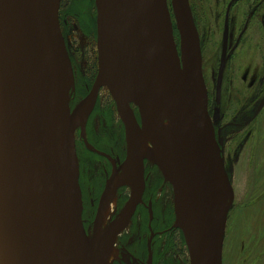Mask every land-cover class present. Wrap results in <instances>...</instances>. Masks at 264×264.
<instances>
[{"label":"water","instance_id":"95a60500","mask_svg":"<svg viewBox=\"0 0 264 264\" xmlns=\"http://www.w3.org/2000/svg\"><path fill=\"white\" fill-rule=\"evenodd\" d=\"M95 7L98 74L72 109L75 75L60 24L61 0H0V264H106L142 202L146 161L173 188L174 227L184 235L191 264H223L235 192L223 140L209 115L201 40L190 2L95 0ZM154 17L160 41L149 30ZM151 59L168 92L154 87ZM164 63L172 67L170 73ZM224 66L222 61L218 100ZM103 88L125 126L127 157L107 185L90 234L83 220L75 134L86 126ZM150 92L167 114L161 129L148 108ZM145 133L168 149L166 164L149 151ZM120 175L119 186L131 187L130 200L103 230L105 210L117 190L112 181ZM216 179L229 196L220 217L207 204Z\"/></svg>","mask_w":264,"mask_h":264},{"label":"rangeland","instance_id":"374dc122","mask_svg":"<svg viewBox=\"0 0 264 264\" xmlns=\"http://www.w3.org/2000/svg\"><path fill=\"white\" fill-rule=\"evenodd\" d=\"M199 0L195 8L198 31L204 56L205 76L209 87L211 106H215V89L222 50L226 37L231 39L227 57V67L223 82L224 99L218 107L222 111L218 127L228 123L247 122L254 114L261 111L260 105L264 100V32L261 22L264 20V6L254 12L257 4H243L247 13H244V22L252 20L251 26L223 23V9L209 11L208 2ZM91 0H61V14L64 23V36L67 45L74 54L76 64L75 89L72 96V105H78L89 93L97 76V11ZM244 9V10H245ZM253 11H252V10ZM246 11V10H245ZM236 16V13L233 14ZM250 25V24H249ZM247 28V29H246ZM177 37V32H175ZM178 43V38H177ZM242 55V56H241ZM234 91V107L225 109L226 100L230 92ZM208 97V99H209ZM238 99V100H237ZM244 103L241 109L237 107ZM254 103L248 106V103ZM212 108V109H213ZM233 108H235L233 110ZM115 102L107 89L100 94L96 111L93 115L94 126L113 135H117L118 114ZM238 110H245L244 119L237 116ZM239 111V112H240ZM97 119H105L104 127ZM107 124V125H105ZM244 130V129H241ZM224 154L226 168L230 175L235 192V200L230 209L223 248V264H264V109L246 132L235 127L223 131ZM91 177L96 182L102 179L100 164L92 162ZM159 186H154L155 197L161 195L160 211L166 209L169 226L174 225L173 193L170 187L160 190L163 179L157 174ZM117 205V200H116ZM90 208V206L88 205ZM172 215V216H171ZM147 219V216L142 215ZM94 216L88 220L90 232L93 229ZM160 240L159 246L166 257H162L159 264H189L188 251L182 239V234L175 231L170 237Z\"/></svg>","mask_w":264,"mask_h":264},{"label":"flooded vegetation","instance_id":"af4514ba","mask_svg":"<svg viewBox=\"0 0 264 264\" xmlns=\"http://www.w3.org/2000/svg\"><path fill=\"white\" fill-rule=\"evenodd\" d=\"M91 1H93L94 6H95V0H91ZM198 1L199 0H189L197 28H198V25H197L198 20H197V17L195 16V8L197 6ZM245 2L247 5L248 3L249 4L257 3L255 5L254 12H257L258 9L264 6V0H211L210 2H208L209 3L208 9L209 11H216V12L223 9V18H222L223 23L227 27L229 25L235 26V23H236L237 24L236 27L242 28V26L245 24L246 26L252 25L251 24L252 20L249 21L247 19V21L244 22V13L248 12L247 8L245 9V5H243ZM234 13H236L235 17L233 16ZM64 23L65 22L62 19V14L60 10V24H61L63 36L65 35L64 34ZM261 25H262V29L264 32V20H262ZM66 44H67V41H66ZM230 45H231V39L229 37H226L224 41L223 50H222V59L220 61V64L222 61L225 62V66L223 69V75L221 79V95H220V99L218 100L217 99L218 75H217L214 108L211 106L212 101L210 100L209 93H208L209 115L211 117V120L215 127L217 135H219L220 138L223 140V144H224V139L222 137L223 131H225L229 127H235L245 133L246 129H248L249 127H251V125H253L256 118L259 116L261 111L264 109V106H263L262 110L260 109L261 111L256 112L254 116L250 118L247 122L240 123L241 121L238 122L237 120L235 121V123H228L222 127H218V122L221 120L219 118V112H220V115L222 114V111H219L218 107L221 105V103H223V99H224L223 82H224V77H225V70L227 67V57H228ZM67 48L69 51V55L71 58V62H72L73 69H74V75L76 79L75 57L72 51L70 50V48L68 47V45H67ZM98 60L99 59L97 58V63H98ZM220 64H219V68H220ZM219 68H218V74H219ZM204 71H205V67H204V56H203V74H204L207 90L209 91V87H208V83H207ZM92 86L90 89H88L89 92L92 89ZM103 89H107V88H103ZM101 91H100V94H101ZM233 93L234 91L231 90L229 94L230 97H228V100H226L225 102V104L227 105L225 106V109L231 108L230 106L234 107L235 102L233 101L232 98H234L235 96ZM98 102H99V99H98ZM98 102H97V105H98ZM244 102L245 101L241 102V104L239 102L237 104V107L240 109L244 107V104H245ZM263 104H264V100L261 103L260 108ZM97 105L92 115L90 116L86 126L84 128H79L75 134L76 149H77V155L79 159V168H80L79 183L81 187L82 200H83V205H84V211H83L84 224H87L88 220H90L93 216L95 219V216H96L99 204H100V200L107 188L108 183L111 182L114 176L115 170L120 169V167L123 165L127 157L126 132H125V126L122 120L120 119L118 115L117 122L119 126L118 127L119 131L117 135L115 134L113 135V133L111 134L110 131L108 130H106L107 131V134H106L103 131V129H98L97 127L94 126V123L92 122L94 120L93 115L96 111ZM253 105H254L253 102L248 103V106L246 105V107H250ZM74 107L75 106H73L71 102V108L74 109ZM132 108H133V111L137 118L138 123L141 125V119H140L138 109L134 106ZM234 109L235 108H233V110ZM239 111L240 110H238L237 112V116L239 117L243 115L242 118L244 119L245 114L247 113L246 111L248 110H245L244 112L243 110H241L240 112ZM116 113L118 114L117 110H116ZM97 121H99L100 125L104 127V123L102 122H105V119H97ZM241 129H244V130H241ZM223 154H224V149H223ZM224 157H225V154H224ZM94 161H98V164H100L99 168H100V174L102 176V179L97 182L93 177H91L90 169L91 167H93L92 162ZM225 165H226V160H225ZM159 173L163 179V182H161L162 185H161L160 190L163 191V188L170 187L173 193V200H174V192H173L172 186L169 183L165 182L163 175L161 174L160 170L156 166L146 161L145 162V173H144L145 190L143 193L142 202L137 206V209L135 213L133 214L128 227L120 234V236L117 239L115 247L118 250V257L113 262V264H159V261L162 259V257L165 258L167 254V248L165 251L160 248L161 247L159 246L160 240L163 239L164 237H167L168 235L171 236L173 233H175V231H179L180 234H182V239L186 245V241H185L182 231L174 227L175 215H174V225L172 224L171 226H169L170 224L168 221L169 219L168 215L170 217V214H172V208L169 211L170 214H168L167 212V207L165 210L162 209L160 211L159 209V206L161 205V203L159 202L161 201L162 197L160 194L158 195V197H155L156 193L153 191L154 186L156 187L159 186L158 181H156L157 174ZM111 186L117 187L116 194H115L117 205L113 213V217L111 219V221L113 222L114 220L119 218V216L124 211L127 203L129 202L130 195H131V187L129 185L119 186V184L117 183V180H113ZM88 205L90 206V208L88 207ZM173 212L175 214L174 201H173ZM142 215L147 216V219H145V217H143ZM85 228H86V225H85ZM86 229L88 231L89 226H87ZM186 249L188 251L189 264H191L190 254H189L187 245H186Z\"/></svg>","mask_w":264,"mask_h":264},{"label":"bare ground","instance_id":"6f19581e","mask_svg":"<svg viewBox=\"0 0 264 264\" xmlns=\"http://www.w3.org/2000/svg\"><path fill=\"white\" fill-rule=\"evenodd\" d=\"M149 30L151 32V35L154 36L157 40L160 41V36H159V28L157 26V18L154 17L150 21V26ZM165 69L170 73L172 67L169 66V64L164 63ZM148 70H149V75L151 77V80L154 84V87L160 88L168 92V90L162 85L161 82V76L162 74L160 73L161 71L156 67L155 62L151 59L148 65ZM148 101V108L149 111L151 112L152 116L154 117L156 123L158 124L159 128H163L164 122L168 120L167 114L164 111L163 103L159 99L155 97V95L150 92L147 97ZM165 133H169V126L168 122L165 127ZM143 139L145 142V145L151 151V153H155L156 156L162 160L165 164L167 163V148H161L159 147L153 137L149 135L148 133L143 134ZM163 140H160L162 142ZM123 180L122 175H120L117 179V183L119 184ZM208 205L210 207H213L217 213V216L220 217L223 215L226 211L227 208V203L229 201V196L227 190L224 188V186L219 182V180H215L209 188L208 191ZM223 204H225L223 206ZM116 208V197L112 198L111 201L109 202L104 216H103V230L107 229L110 224L112 223L111 219L113 217V213ZM92 232H90L91 234ZM118 257V250L114 246L108 253L106 257V264H113V262L117 259Z\"/></svg>","mask_w":264,"mask_h":264},{"label":"trees","instance_id":"16d2710c","mask_svg":"<svg viewBox=\"0 0 264 264\" xmlns=\"http://www.w3.org/2000/svg\"><path fill=\"white\" fill-rule=\"evenodd\" d=\"M177 38H178V34H177Z\"/></svg>","mask_w":264,"mask_h":264}]
</instances>
